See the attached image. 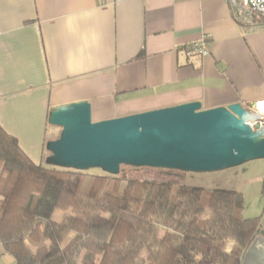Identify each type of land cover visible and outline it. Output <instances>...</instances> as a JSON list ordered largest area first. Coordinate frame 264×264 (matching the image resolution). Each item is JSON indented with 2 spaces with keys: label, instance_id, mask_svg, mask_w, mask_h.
<instances>
[{
  "label": "crops",
  "instance_id": "1",
  "mask_svg": "<svg viewBox=\"0 0 264 264\" xmlns=\"http://www.w3.org/2000/svg\"><path fill=\"white\" fill-rule=\"evenodd\" d=\"M204 36L208 55L187 56ZM77 101L95 122L196 101L264 106V22L225 0H0L1 129L42 164L49 109Z\"/></svg>",
  "mask_w": 264,
  "mask_h": 264
},
{
  "label": "trees",
  "instance_id": "2",
  "mask_svg": "<svg viewBox=\"0 0 264 264\" xmlns=\"http://www.w3.org/2000/svg\"><path fill=\"white\" fill-rule=\"evenodd\" d=\"M180 178L35 164L0 127V254L16 264H243L263 217L244 216L239 192Z\"/></svg>",
  "mask_w": 264,
  "mask_h": 264
},
{
  "label": "water",
  "instance_id": "3",
  "mask_svg": "<svg viewBox=\"0 0 264 264\" xmlns=\"http://www.w3.org/2000/svg\"><path fill=\"white\" fill-rule=\"evenodd\" d=\"M259 120L240 103L203 109L196 101L95 122L90 103L77 101L49 109L47 124L60 133L45 143L44 163L113 176L120 166L217 172L264 159ZM243 264H264V217Z\"/></svg>",
  "mask_w": 264,
  "mask_h": 264
},
{
  "label": "rangeland",
  "instance_id": "4",
  "mask_svg": "<svg viewBox=\"0 0 264 264\" xmlns=\"http://www.w3.org/2000/svg\"><path fill=\"white\" fill-rule=\"evenodd\" d=\"M56 129L57 135L60 129ZM42 164L47 166L44 160ZM158 170L150 169V171ZM88 173L91 175H100L102 172L98 169H91L88 170ZM180 174L181 182L187 186L200 187L205 190H232L241 193L244 200V216L246 218L256 216L264 217V159L249 161L239 166L217 172H180ZM61 217L62 213L55 210L50 220L59 222ZM231 245L232 242L227 245L226 249L230 250Z\"/></svg>",
  "mask_w": 264,
  "mask_h": 264
},
{
  "label": "built area",
  "instance_id": "5",
  "mask_svg": "<svg viewBox=\"0 0 264 264\" xmlns=\"http://www.w3.org/2000/svg\"><path fill=\"white\" fill-rule=\"evenodd\" d=\"M233 17L242 21H250L259 19L264 22V0H225ZM205 36L198 42L193 43L185 48L187 56L208 55V44L205 41ZM254 112L260 114L258 121L260 126L264 127V107H259L257 103L253 107ZM256 122H250L251 127H254Z\"/></svg>",
  "mask_w": 264,
  "mask_h": 264
},
{
  "label": "bare ground",
  "instance_id": "6",
  "mask_svg": "<svg viewBox=\"0 0 264 264\" xmlns=\"http://www.w3.org/2000/svg\"><path fill=\"white\" fill-rule=\"evenodd\" d=\"M262 105H263V104H260L259 107H260V108H261V107H264V106H262Z\"/></svg>",
  "mask_w": 264,
  "mask_h": 264
}]
</instances>
